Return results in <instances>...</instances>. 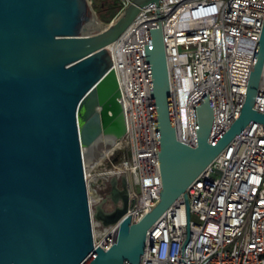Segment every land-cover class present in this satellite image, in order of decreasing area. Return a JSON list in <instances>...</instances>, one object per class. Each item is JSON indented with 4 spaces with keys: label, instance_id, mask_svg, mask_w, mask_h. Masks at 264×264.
<instances>
[{
    "label": "water",
    "instance_id": "water-1",
    "mask_svg": "<svg viewBox=\"0 0 264 264\" xmlns=\"http://www.w3.org/2000/svg\"><path fill=\"white\" fill-rule=\"evenodd\" d=\"M103 26L89 0H0V264H141L147 233L250 122L264 68V21L239 116L210 138V92L193 108L196 144L176 139L161 25L144 45L161 175L159 201L119 224L107 248L94 244L85 172L125 133L123 102L108 50L139 10ZM94 205L103 227L127 210L125 175L110 176ZM110 201L113 209L106 211Z\"/></svg>",
    "mask_w": 264,
    "mask_h": 264
},
{
    "label": "built area",
    "instance_id": "built-area-1",
    "mask_svg": "<svg viewBox=\"0 0 264 264\" xmlns=\"http://www.w3.org/2000/svg\"><path fill=\"white\" fill-rule=\"evenodd\" d=\"M91 5L93 0H89ZM110 23L132 0H119ZM264 21V0H159L142 7L108 50L123 102L122 158L102 172L91 167L100 203L108 172L125 175L126 212L103 227L94 244L107 249L120 222L138 221L159 201L161 175L144 45L147 30L161 25L176 139L196 144L193 108L208 92L214 138L239 116ZM253 109L264 114V68ZM93 172V174H92ZM86 179V174H85ZM153 224L141 264H264V124L249 125ZM110 202V201H108ZM110 211L113 204H104Z\"/></svg>",
    "mask_w": 264,
    "mask_h": 264
},
{
    "label": "rangeland",
    "instance_id": "rangeland-1",
    "mask_svg": "<svg viewBox=\"0 0 264 264\" xmlns=\"http://www.w3.org/2000/svg\"><path fill=\"white\" fill-rule=\"evenodd\" d=\"M99 5H103V7L99 8ZM120 2L119 0H109V2L107 3V0H94L93 1V6L96 9V11L98 12V16L102 17V20L100 19L101 23L103 26H107L111 20L109 19L111 15H113L117 8L119 7ZM99 18V17H98ZM108 20V21H107ZM107 21V22H106ZM120 22V18L116 19L114 21L115 24H118ZM122 158V153L119 151H114V153L112 154V156H110V158L105 159L101 165H97L95 166V173H100L102 172L111 162L115 163L116 161H119ZM93 174V172H92ZM89 184H90V188H91V196H93V199H95V196L97 197L99 194H102L95 191V186H94V176L91 175V178L89 180ZM109 191V188L106 190V192ZM89 198V196H88ZM90 204V201H89ZM93 209H94V205L95 202L93 201Z\"/></svg>",
    "mask_w": 264,
    "mask_h": 264
},
{
    "label": "bare ground",
    "instance_id": "bare-ground-1",
    "mask_svg": "<svg viewBox=\"0 0 264 264\" xmlns=\"http://www.w3.org/2000/svg\"><path fill=\"white\" fill-rule=\"evenodd\" d=\"M113 45H109V48H112ZM120 141L121 139H118L112 146L111 148L95 163L93 164L91 167H95L97 165H101V163L105 160V159H108L110 158V156H112V154L114 153V151H116L117 149H119L120 147ZM91 167L85 172L86 174V181H87V191H88V196H89V201H90V208H91V217H92V222L95 223V220L93 219V212H94V209H93V201L94 202H97L98 201V196L96 197L95 196V199H93V196H91V188H90V184H89V180L91 178V176L89 177V175L91 173H89ZM108 176H111V172H108L107 173ZM111 202H106L105 204H109ZM93 235L94 237L96 238L97 235H98V231L95 227H93Z\"/></svg>",
    "mask_w": 264,
    "mask_h": 264
},
{
    "label": "trees",
    "instance_id": "trees-1",
    "mask_svg": "<svg viewBox=\"0 0 264 264\" xmlns=\"http://www.w3.org/2000/svg\"><path fill=\"white\" fill-rule=\"evenodd\" d=\"M93 1H94V0H93ZM108 2H109V0H107V3H108ZM92 7H93V9L95 10V12H96V14H97V16H98V12L96 11V9H95L94 6H93V2H92ZM101 7H103V5H99V8H101ZM118 9H119V7L117 8L116 12L118 11ZM116 12H115L113 15H111L109 19L113 18L114 15L116 14ZM98 17H99V19L102 20V17H101V16H98ZM107 21H108V20H107ZM107 21H106V22H107Z\"/></svg>",
    "mask_w": 264,
    "mask_h": 264
}]
</instances>
